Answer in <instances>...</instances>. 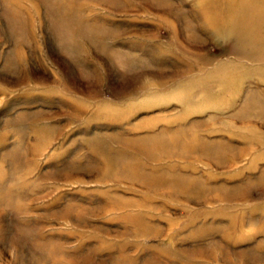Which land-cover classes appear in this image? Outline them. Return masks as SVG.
Returning <instances> with one entry per match:
<instances>
[{"label": "rangeland", "instance_id": "374dc122", "mask_svg": "<svg viewBox=\"0 0 264 264\" xmlns=\"http://www.w3.org/2000/svg\"><path fill=\"white\" fill-rule=\"evenodd\" d=\"M0 0V264H264V0Z\"/></svg>", "mask_w": 264, "mask_h": 264}, {"label": "bare ground", "instance_id": "6f19581e", "mask_svg": "<svg viewBox=\"0 0 264 264\" xmlns=\"http://www.w3.org/2000/svg\"><path fill=\"white\" fill-rule=\"evenodd\" d=\"M219 1H220V4H218V8L215 9L212 13L211 11H209L210 13L207 15V21L210 22L213 26L218 24V22L221 20L220 17L221 18L224 17L223 15L219 17L220 15L219 12L221 10L224 11L225 9L228 8L227 0H219Z\"/></svg>", "mask_w": 264, "mask_h": 264}]
</instances>
